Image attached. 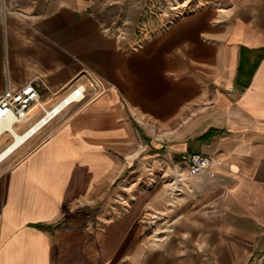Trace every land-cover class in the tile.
<instances>
[{
    "label": "crops",
    "instance_id": "0c3cea01",
    "mask_svg": "<svg viewBox=\"0 0 264 264\" xmlns=\"http://www.w3.org/2000/svg\"><path fill=\"white\" fill-rule=\"evenodd\" d=\"M95 79L0 162V264H264V0H0V95Z\"/></svg>",
    "mask_w": 264,
    "mask_h": 264
},
{
    "label": "built area",
    "instance_id": "2783aa9c",
    "mask_svg": "<svg viewBox=\"0 0 264 264\" xmlns=\"http://www.w3.org/2000/svg\"><path fill=\"white\" fill-rule=\"evenodd\" d=\"M180 8L179 5H173L170 7V10L173 11V19L182 16ZM88 87L95 91L94 93L96 97L103 94L107 90V87L103 84V82L98 79L88 81V83L80 82L75 84L65 93H68V97H70V99H64V102H66L64 108L60 110H57L56 108L52 109V118L59 115L60 112L69 105L84 101ZM34 104L39 107L42 113L45 112V106L42 104L40 93L32 82H29L19 88H13L8 85L0 95V134L4 131L1 126L9 117L14 118L15 120L23 119L27 116L30 107ZM48 121L43 123L41 127H43ZM179 158L182 163L188 165V175H195L204 172L209 167L211 162L209 157L201 154L182 153ZM182 180H184L183 177ZM179 181H181V179H179Z\"/></svg>",
    "mask_w": 264,
    "mask_h": 264
},
{
    "label": "bare ground",
    "instance_id": "6f19581e",
    "mask_svg": "<svg viewBox=\"0 0 264 264\" xmlns=\"http://www.w3.org/2000/svg\"><path fill=\"white\" fill-rule=\"evenodd\" d=\"M64 99H70L68 93L62 96L59 100L52 102L50 107L44 108L45 112L38 114L39 107L34 104L30 107L29 113L23 119L15 120L14 118L9 117L1 126L4 130L0 135L8 133L11 135V141L0 151V162L10 155L14 150L20 147L31 135H33L40 127L52 118L53 112L52 109L56 108L57 110L63 109L65 106ZM37 115V116H36ZM36 116V117H35ZM35 117V118H33ZM24 129H21V128ZM7 131V132H6ZM51 183H47V187ZM68 188L67 182H56L52 183L46 194V204L45 211L42 212L41 216L46 218L50 217L52 213L55 212L58 205L67 201L70 197L68 196V191L65 189L62 192H58V187Z\"/></svg>",
    "mask_w": 264,
    "mask_h": 264
},
{
    "label": "rangeland",
    "instance_id": "374dc122",
    "mask_svg": "<svg viewBox=\"0 0 264 264\" xmlns=\"http://www.w3.org/2000/svg\"><path fill=\"white\" fill-rule=\"evenodd\" d=\"M42 104L47 108L49 105H51V103H44V102H42ZM39 115L40 114H42V111H40V109L38 110V112H37ZM37 116V115H36ZM35 116V117H36ZM35 117H33V118H35ZM0 139H9V140H11L12 139V137H11V135L10 134H8V133H5L4 135H0ZM151 166H144L142 169H141V171H140V174H146V173H150V171H152L154 168H152V170H151ZM188 172H189V169H188V171L187 172H185V175H188ZM162 173H165V171H162ZM185 178H186V176H185ZM184 178V179H185ZM179 179H181V181H179ZM180 183H182V176H178V178L176 177V178H174V183H172V181H165V184H166V186L167 187H169V188H171V189H176V188H178L179 187V185H180ZM119 184V182H117V183H115V185H114V188H116V186ZM124 184H126V183H124ZM128 186H129V184H128ZM124 187H125V185H124Z\"/></svg>",
    "mask_w": 264,
    "mask_h": 264
}]
</instances>
